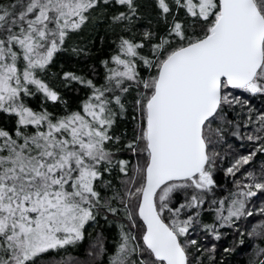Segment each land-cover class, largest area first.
I'll return each mask as SVG.
<instances>
[{"label": "snow or ice", "instance_id": "obj_1", "mask_svg": "<svg viewBox=\"0 0 264 264\" xmlns=\"http://www.w3.org/2000/svg\"><path fill=\"white\" fill-rule=\"evenodd\" d=\"M0 264H264V0H0Z\"/></svg>", "mask_w": 264, "mask_h": 264}]
</instances>
